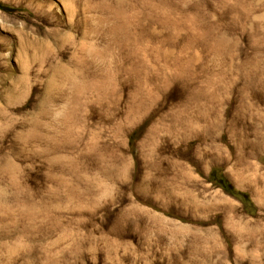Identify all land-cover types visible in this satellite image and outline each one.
<instances>
[{"label":"rangeland","instance_id":"1","mask_svg":"<svg viewBox=\"0 0 264 264\" xmlns=\"http://www.w3.org/2000/svg\"><path fill=\"white\" fill-rule=\"evenodd\" d=\"M0 264H264V0H0Z\"/></svg>","mask_w":264,"mask_h":264},{"label":"bare ground","instance_id":"2","mask_svg":"<svg viewBox=\"0 0 264 264\" xmlns=\"http://www.w3.org/2000/svg\"><path fill=\"white\" fill-rule=\"evenodd\" d=\"M145 84V86L147 85L146 83H144ZM142 86H143V84H142ZM138 90H140V89H138ZM140 92H142L141 90H140ZM149 92V91H148ZM140 93H139V91H137L135 94H134V96L132 97L133 99L132 100H134L138 95H139ZM147 95V94H146ZM150 95V94H149ZM145 96V95H144ZM151 96H152V94H151ZM146 97V96H145ZM148 98H151V97H148Z\"/></svg>","mask_w":264,"mask_h":264}]
</instances>
